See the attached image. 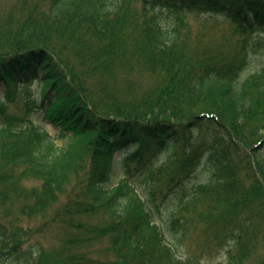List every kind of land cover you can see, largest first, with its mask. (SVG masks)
Instances as JSON below:
<instances>
[{"label": "trees", "instance_id": "trees-1", "mask_svg": "<svg viewBox=\"0 0 264 264\" xmlns=\"http://www.w3.org/2000/svg\"><path fill=\"white\" fill-rule=\"evenodd\" d=\"M138 1L48 0L0 28V264H181L193 215L229 242L230 263L252 255V218L264 216V0ZM184 11L226 21L210 28L220 42L192 47ZM133 71L153 77L137 98ZM23 86L40 101L20 97ZM186 96L216 98L220 117L182 123L174 101ZM37 113L71 132L59 133L64 146ZM30 177L42 187L26 188Z\"/></svg>", "mask_w": 264, "mask_h": 264}, {"label": "rangeland", "instance_id": "rangeland-1", "mask_svg": "<svg viewBox=\"0 0 264 264\" xmlns=\"http://www.w3.org/2000/svg\"><path fill=\"white\" fill-rule=\"evenodd\" d=\"M48 0H0V28L5 25V22H9L8 24L14 25L17 23H21L25 16H28L29 13L34 12L35 7L38 8V4H45ZM136 6H140L138 0H134ZM46 6V5H44ZM182 16L187 20L188 26L191 28L190 32H192V36L190 38V44L194 48H199L201 44H207L206 41L210 39H214L217 42L222 36L220 32L216 31V35H213V31L210 30L212 25H216L218 28L226 27V21H220V23L216 24V22L208 17L205 14L201 13H191L188 11H184ZM219 34V35H218ZM202 36V37H201ZM217 38V39H216ZM259 52H254L252 57L250 58V64L254 67L256 65V60L258 58L259 61ZM257 61V62H258ZM130 76L135 79L133 88L137 93H133V97L137 98L138 94L145 90L146 88L152 85L153 77L149 74H146L144 71H133ZM95 81L91 82V85H94ZM20 97H27L29 95H33L36 99H38V95L33 93V90L29 86H23L21 88ZM18 94H16L15 101L18 100ZM164 106L166 105L165 99ZM174 101V100H173ZM191 101L197 104V110L195 112L192 111L191 106L187 104ZM173 103V102H172ZM174 105H176V109L178 112H184L185 119H182V123H188V120L191 118L190 116L195 115L199 116L202 113H206L208 115H214L220 117V112L217 111V101L216 98L209 99H193L192 97H183L181 99L177 98L174 101ZM10 107V106H9ZM166 108L163 107L162 111L159 113L162 117L163 111ZM176 111V110H175ZM165 119L169 118L168 115H164ZM194 118V117H192ZM32 120L34 123L43 129H45L49 135L53 138L54 142L57 146L62 147L66 144V139L61 138L59 134L58 125L53 126L51 122L46 119H43L39 113L33 115ZM190 121V120H189ZM76 143L79 146L77 150L78 153H84V149H86V143L84 140L77 138ZM117 152H112V157H116ZM264 152L262 153V155ZM86 163L90 162V154H86L84 158H82ZM73 185H75L74 180L75 177L72 175ZM261 180V178H260ZM77 182V180H76ZM23 184L26 188L31 190H38L42 187V183L38 180H35L33 177L27 178L26 181H23ZM70 187L67 188L66 191H69ZM63 197V196H62ZM204 201V198H201ZM172 210V209H171ZM168 204H162L159 207V214L165 217L169 211H171ZM13 215V214H12ZM192 219V230L189 233V237L187 238L186 243L184 244V257L179 260L181 264H234L230 263L227 258V248L229 246V242H223L222 238L217 240V236L215 238L211 237V231H209V221L202 220L196 215L190 216ZM159 220V219H157ZM40 218H29L24 221L25 225H35L37 226L40 222ZM252 221H255L254 228V244H252V255L242 260L240 264H264V216H256V218H252ZM43 244L49 243L48 238L42 239L40 238ZM222 242L225 245H220ZM94 257L101 258L103 256L102 252H100V248L96 247L94 250ZM190 255L192 257L191 261L187 263L186 258ZM233 255H238L237 251L233 252ZM113 257H111L112 259ZM236 264V263H235Z\"/></svg>", "mask_w": 264, "mask_h": 264}]
</instances>
